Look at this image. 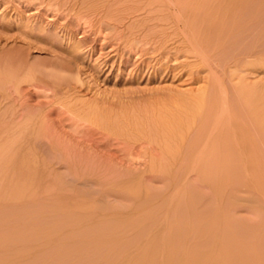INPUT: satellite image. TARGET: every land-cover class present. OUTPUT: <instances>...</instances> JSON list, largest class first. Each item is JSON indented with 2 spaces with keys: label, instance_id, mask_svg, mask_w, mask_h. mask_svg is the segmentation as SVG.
I'll return each instance as SVG.
<instances>
[{
  "label": "rangeland",
  "instance_id": "obj_1",
  "mask_svg": "<svg viewBox=\"0 0 264 264\" xmlns=\"http://www.w3.org/2000/svg\"><path fill=\"white\" fill-rule=\"evenodd\" d=\"M208 2L0 0V239L10 243L3 241L9 253H0L6 264H194L215 254L217 263L228 256L230 264H264V173L218 175L209 165L216 161L212 146L222 143L214 122L231 116L251 131L264 121V56L213 53L211 34L205 53L219 64L210 68L214 58L212 65L204 62V51L194 49L198 36L192 38L194 31L205 33L196 24ZM214 72L229 96L222 120L209 116L212 97L221 98ZM202 137L214 150L204 148L206 156L195 162L201 167L192 170L191 153ZM144 168L154 170L138 175ZM117 221L128 228L117 230ZM94 232L100 235L90 239ZM87 233L94 234L85 239Z\"/></svg>",
  "mask_w": 264,
  "mask_h": 264
},
{
  "label": "bare ground",
  "instance_id": "obj_2",
  "mask_svg": "<svg viewBox=\"0 0 264 264\" xmlns=\"http://www.w3.org/2000/svg\"><path fill=\"white\" fill-rule=\"evenodd\" d=\"M201 1V0H200ZM208 1V0H207ZM197 2V1H196ZM200 3V2H199ZM197 4H198V2H197ZM203 5V4H202ZM205 6V13H204V15L202 16V21L203 22H199L198 24L199 25H197L196 24V26H199V27H201L202 25V23L205 25L204 26V34H202L203 33V31H202V29H199V27H198V29L199 30H201V31H197V33H201L202 34V36H200V34H195L196 33V31H194L193 32V34L194 35H196V36H194V35H192V38L194 37L195 39L197 38V36H198V40L196 39L195 41H197V45L195 44V50L196 51H204V53L207 51V50H209V48L207 47V45L209 46V47H211L210 45H213L212 46V48H211V50H213V53L214 52H218L219 50H231V51H236V54L237 55H243L244 57L246 56V57H253L255 60H258L259 61V59H261L263 56H264V22H263V19H264V0H209V2L207 3V5H204ZM203 6V7H204ZM197 7V6H196ZM198 10V9H197ZM204 10V9H203ZM191 14V13H190ZM197 14V13H196ZM196 16V15H195ZM198 17V16H197ZM200 20V19H199ZM195 23L193 22V25H194ZM186 25V24H185ZM192 27V26H191ZM203 27V26H202ZM201 27V28H202ZM205 27H206V30H205ZM193 29V28H192ZM194 29H196L197 30V28L195 27ZM190 30V29H189ZM212 34V38L213 39H215V43L213 42L212 44L210 43V41H209V43H210V45H209V43L207 42V40H208V35H209V38H210V35ZM205 35H207V36H205ZM200 36V37H199ZM201 37H204V39H201ZM250 38V40L248 41V40H246L247 42L245 43V42H243V41H245V39H249ZM200 40H201V42H200ZM203 40V41H202ZM204 40L207 42V43H205L204 42ZM199 41V42H198ZM239 41L241 42L242 41V43L244 44V45H242L243 47H240L241 46V44H239ZM204 42V43H203ZM203 44V45H202ZM194 45V44H193ZM201 45H202V47H201ZM205 46V47H204ZM205 49H204V48ZM206 48H208L207 50H206ZM219 49V50H218ZM194 51V50H193ZM210 51V50H209ZM220 51V52H221ZM226 51V52H227ZM212 52V51H211ZM226 52H224V53H226ZM209 53V52H208ZM207 53V54H208ZM219 53V52H218ZM221 53H223V52H221ZM206 54V53H205ZM204 55V56H202L203 57V60H205L204 62H210V64L209 65H212V61L214 62L213 63V65L210 67V68H212V67H214V68H216V66H218V59H217V57L216 58H214V57H212L213 55H215V54H212V56H209V55H211L210 53H209V55ZM235 54V55H236ZM208 56H209V58H208ZM217 56H218V54H217ZM219 56H220V54H219ZM210 57H212V58H214V59H212V58H210ZM224 57V56H223ZM212 59V61H210V60ZM217 59V60H216ZM235 59V58H234ZM209 60V61H208ZM224 60V59H223ZM263 60V59H262ZM221 61H222V59H221ZM220 62V61H219ZM215 65V66H214ZM221 67V66H220ZM210 71V70H209ZM216 72H214V74H215ZM217 74H215V76H216ZM213 76V75H212ZM214 76V77H215ZM216 78H218L219 79V77H217L216 76ZM216 81V80H215ZM217 82V86L219 87V85L221 84V81H220V79L219 80H217L216 81ZM222 85V84H221ZM223 86V85H222ZM221 86V88L219 87V98H220V100L219 99H217V97L215 96V99L212 97V100H213V103H212V106L211 105H209L208 103H209V101H208V103H207V105H209L208 107H210V112H209V110H207V109H205V110H207V112H209V116H217L218 117V119H217V117H216V119L217 120H219V118L222 120V117H225L226 116V112H228V110H229V104H228V97L226 98V96H225V94H226V92H224V90H225V88H224V90H222V87ZM217 87V88H218ZM216 89V88H215ZM228 89V88H227ZM218 91V90H217ZM229 91V90H228ZM216 93V92H215ZM212 94V93H211ZM213 95V94H212ZM217 96H218V94H217ZM237 96V95H236ZM247 96V95H246ZM249 96V95H248ZM210 98V97H209ZM231 98V97H230ZM229 98V99H230ZM250 98V97H249ZM211 99V98H210ZM227 99V100H226ZM234 99V98H233ZM212 100H211V102H212ZM246 100V99H245ZM259 100V99H258ZM251 101V100H250ZM201 102V101H200ZM236 103V102H235ZM242 103V102H241ZM259 103V102H258ZM258 103H257V105H258ZM234 104V103H233ZM248 104V103H247ZM235 106V105H234ZM232 107V106H231ZM260 107V106H259ZM205 108V107H204ZM260 110V109H259ZM231 111V110H230ZM241 111V110H240ZM257 111V110H256ZM201 112V111H200ZM199 112V113H200ZM205 112V111H204ZM258 112V111H257ZM256 112V113H257ZM261 112V111H260ZM259 112V113H260ZM230 113V112H229ZM231 113H233V111L231 112ZM242 113V112H241ZM253 113V112H252ZM207 114V113H206ZM243 114V113H242ZM248 114H250L249 112H248ZM208 115V114H207ZM206 115V116H207ZM229 115V114H228ZM232 115V114H231ZM238 115V114H237ZM247 115V114H246ZM256 115V114H255ZM235 116V115H234ZM234 116H232V118L234 117ZM251 116V115H250ZM253 116V115H252ZM251 116V117H252ZM258 117H259V115H257ZM231 117V116H230ZM230 117H228L229 119H227V117H225V118H223V121L225 120H227V122L229 121V125L228 126H223V125H221L222 123H226L225 121L223 122L222 121V123H221V121L219 120V121H217V122H214V123H217L216 125V127H217V129L219 130H221L220 131V133L222 132V134L224 135V138L222 137L223 135L222 134H220L219 136H221L220 137V139H219V141L218 140H216V141H218L219 143H221L220 145H219V147H217L218 146V144L217 145H215V146H212L214 149H215V151L214 152H216V153H212V157H213V159H216V161L214 160V161H212L213 159H211L210 161H212L211 163H213V164H209L210 165V168L211 167H214L215 165L216 166H218V167H214V168H216V170H217V168H218V173H220V174H218V175H222L223 173H236V172H243L244 174H250V175H257V174H263L264 173V124L262 125L261 123H264V121L263 122H260L259 121V125H258V123L255 125L254 124V126H252V130L251 131H248L247 129V131L246 130H243L241 127H243V126H241V127H239V128H241V130L238 128V126H239V123H240V121L238 122L237 120H235V121H237V123H238V125H235V124H233L234 122H231V118ZM243 117V116H242ZM262 116L260 115V118H261ZM264 117V116H263ZM262 117V118H263ZM210 118V117H209ZM208 118V119H209ZM240 118V117H239ZM257 118V117H256ZM115 119V118H114ZM207 119V120H208ZM236 119V118H235ZM242 119H244V118H242ZM249 119V118H248ZM264 119V118H263ZM251 120V119H250ZM252 120H253V118H252ZM251 120V121H252ZM259 120V119H258ZM261 120V119H260ZM115 121V120H114ZM197 121V120H196ZM205 121V120H204ZM212 121V120H211ZM219 122H220V125H221V128H220V126L218 127V125H219ZM242 122V121H241ZM213 123V122H212ZM211 123V124H212ZM243 123V122H242ZM241 124V123H240ZM246 124H247V122H246ZM118 125V124H117ZM205 124H203V125H201V127L202 126H204ZM214 125V126H213ZM261 125V126H260ZM198 126V125H197ZM212 127H211V129H212V131L214 130V128H215V124H212L211 125ZM222 126L223 127H225V128H222ZM237 126V127H236ZM248 126V125H247ZM188 127V126H187ZM205 127H207V126H205ZM208 127H209V129H210V126L208 125ZM118 128V127H117ZM204 128V127H203ZM230 129V130H227L226 131V129ZM245 128H247L246 126H245ZM205 129V128H204ZM208 129V128H207ZM208 129V130H209ZM224 129V131H222ZM248 129H250V127L248 128ZM188 130V129H187ZM198 130V129H197ZM200 131V130H199ZM204 131V130H203ZM203 131L201 132V133H203ZM211 131V130H210ZM187 132V131H186ZM197 132V131H196ZM207 132V131H206ZM209 132V131H208ZM214 132V131H213ZM216 132V131H215ZM214 132V133H215ZM227 134H226V133ZM219 133V132H218ZM191 134V133H190ZM213 134V133H212ZM123 135V134H122ZM206 135H207V137H208V134L206 133ZM206 137V136H205ZM210 137H213V136H210V134H209V138ZM181 138V137H180ZM122 139V138H121ZM182 139V138H181ZM187 139V138H186ZM204 139H206V138H204ZM214 139V138H213ZM207 140H208V138H207ZM201 141H202V143L205 141V140H203V137H202V139H201ZM210 141V140H209ZM216 141H214L215 143H217ZM158 142V141H157ZM153 143V142H152ZM151 143V144H152ZM209 143V142H208ZM212 143V142H211ZM126 144V143H125ZM193 144H194V137H193ZM197 144V143H196ZM164 145V144H163ZM177 145H178V143H177ZM191 145V144H190ZM207 145L209 146V144H207V141L206 142H204L203 144H201V146L200 147H198V144H197V148H195V150H194V154L193 153H191L192 155H193V159L190 157V159L191 160H193L192 162H191V166H189L188 167V164H187V167L188 168H193L194 169V167H198V166H200L199 164H196L195 162H196V160L201 156L202 158H203V155L204 154H206L205 153V151H208V153H209V151H210V153H211V149L212 148H207ZM211 145V144H210ZM131 147V146H130ZM156 147V146H155ZM157 147H160V146H157ZM178 147V146H177ZM211 147V146H210ZM204 148H207V149H205V151H204ZM216 148H218V150L216 149ZM165 149V148H164ZM170 149V148H169ZM214 149H212V150H214ZM153 150V149H152ZM191 150V149H190ZM160 151H161V149H160ZM163 151V150H162ZM167 151V150H166ZM165 151V152H166ZM132 152V151H131ZM149 152H151V151H149ZM169 152V151H168ZM175 152V151H174ZM173 152V153H174ZM179 152V151H178ZM213 152V151H212ZM139 154V153H138ZM152 154V153H151ZM154 154V153H153ZM152 154V155H153ZM162 154V153H161ZM170 154V153H169ZM168 154V155H169ZM167 155V156H168ZM184 155V154H183ZM131 156V155H130ZM145 156V155H144ZM166 156V155H165ZM174 156V155H173ZM204 156H206V155H204ZM210 156V157H211ZM139 157V156H138ZM149 157V156H148ZM153 157V156H152ZM161 157V156H160ZM176 157V156H175ZM185 157V156H184ZM15 158V157H14ZM136 158V157H135ZM165 158V157H164ZM201 158V159H202ZM123 159V158H122ZM140 159V158H139ZM138 159V160H139ZM150 160H151V158H149ZM161 159V158H160ZM169 159V158H168ZM26 160V159H25ZM137 160V159H136ZM147 160V159H146ZM145 160V161H146ZM164 160V159H163ZM171 160V159H170ZM199 160V159H198ZM23 161V160H22ZM116 161V160H115ZM144 161V160H143ZM153 161H154V159H153ZM205 161V160H204ZM208 161V160H207ZM210 161H209V163H210ZM7 162V161H6ZM120 162V161H119ZM128 162V161H127ZM146 162H148V160L146 161ZM149 162H151V161H149ZM158 162H159V160H158ZM172 162V161H171ZM180 162V161H179ZM197 162H199V161H197ZM203 161H201V163H202ZM216 162H217V164H216ZM11 163V162H10ZM126 163V162H125ZM145 162H143L141 165H143ZM176 163V162H175ZM185 163V162H184ZM188 163V162H187ZM189 163H190V161H189ZM204 163V162H203ZM17 164V163H16ZM23 164V163H22ZM146 164V163H145ZM159 164V163H158ZM167 164V163H166ZM172 164V163H171ZM170 164V165H171ZM195 164H196V166H195ZM205 164V163H204ZM207 164H208V162H207ZM34 165V164H33ZM111 165V164H110ZM162 165V164H161ZM181 165V164H180ZM190 165V164H189ZM25 166V165H24ZM23 166V167H24ZM108 166V165H107ZM138 166V165H137ZM137 166H135V167H137ZM146 167H148V163H147V165H145ZM144 166V167H145ZM151 166H152V164H151ZM166 166V165H165ZM185 166V165H184ZM11 167V166H10ZM27 167V166H26ZM201 167V166H200ZM204 167H206L205 165H204ZM209 167V166H208ZM14 168V167H13ZM21 169H22V167H20ZM187 168V169H188ZM73 169H75V168H73ZM106 169H107V167H106ZM110 169H111V167H110ZM192 169V170H193ZM31 170V169H30ZM50 170V169H49ZM105 170V169H104ZM154 170V169H153ZM153 170H151L152 172H153ZM155 170H158V168L157 169H155ZM164 170V169H163ZM174 170V169H173ZM198 170V169H197ZM206 170V169H205ZM11 171V170H10ZM13 171V170H12ZM15 171H16V169H15ZM27 171H28V169H27ZM112 171V170H111ZM150 171V169L149 168H144V169H141V170H139V171H137V173H139L138 175H146L145 173L147 172V173H152ZM159 171V170H158ZM215 171V170H214ZM22 172V171H21ZM48 172V171H47ZM52 171H50V173H51ZM76 172V171H75ZM94 172V171H93ZM104 172H107V171H104ZM113 172V171H112ZM115 172V171H114ZM128 172V171H127ZM164 172V171H163ZM168 172H169V169H168ZM172 172V171H171ZM201 172V171H200ZM207 172V171H206ZM212 172H213V170H212ZM217 172V171H216ZM49 173V172H48ZM110 172H108V174H109ZM196 173V172H195ZM225 173V174H226ZM9 174H11V173H9ZM18 174V173H17ZM27 174H29V173H27ZM73 174V173H72ZM101 174V173H100ZM106 174V173H105ZM111 175H113L112 173H110ZM124 174V173H123ZM125 174H126V172H125ZM130 174V173H129ZM161 174V173H160ZM201 174H202V172H201ZM200 174V175H201ZM209 174V173H208ZM216 174V173H215ZM5 175V174H4ZM107 175V174H106ZM138 175H136V176H138ZM169 175V174H168ZM249 175V176H250ZM255 175V176H256ZM88 176V175H87ZM95 176V175H94ZM110 176V175H109ZM183 176V175H182ZM202 176V175H201ZM231 176V175H230ZM241 176H243V175H241ZM264 176V175H263ZM11 177H12V174H11ZM13 177H14V175H13ZM80 177H81V175H80ZM84 177H85V175H84ZM111 177V176H110ZM139 177V176H138ZM143 177V176H142ZM151 177H153L152 175H151ZM204 177H206V176H204ZM220 177V176H219ZM246 177V176H245ZM260 177V176H259ZM20 178V177H19ZM141 178V177H140ZM209 178V177H208ZM6 179V178H5ZM11 179V178H10ZM9 179V180H10ZM95 179V178H94ZM106 179V178H105ZM147 179V178H146ZM159 179V178H158ZM157 179V180H158ZM264 179V178H263ZM137 180V179H136ZM135 180V181H136ZM140 180V179H139ZM142 180V179H141ZM140 180V181H141ZM144 180V179H143ZM150 180V179H149ZM152 180V179H151ZM232 180V179H231ZM6 181V180H5ZM11 181V180H10ZM18 181V180H17ZM138 181V180H137ZM154 181V180H153ZM175 181V180H174ZM189 181V180H188ZM227 181V180H226ZM235 181V180H234ZM257 181V180H256ZM115 182V181H114ZM163 182V181H162ZM168 182H169V180H168ZM260 182H262L261 180H260ZM31 183V182H30ZM140 183V182H139ZM165 183V182H164ZM170 183V182H169ZM168 183V184H169ZM186 183V182H185ZM244 183V182H243ZM8 184V183H7ZM54 184V183H53ZM109 184V183H108ZM128 184V183H127ZM131 184V183H130ZM143 184V183H142ZM141 184V185H142ZM154 184V183H153ZM161 184V183H160ZM177 184H179L178 182H177ZM189 183H187V185H188ZM212 184V183H211ZM220 184V183H219ZM251 184V183H250ZM9 185V184H8ZM7 185V186H8ZM114 185H116V184H114ZM144 185V184H143ZM149 184H147L146 186H148ZM166 185V184H165ZM232 185V184H231ZM4 186V185H3ZM26 186V185H25ZM32 186V185H31ZM54 186V185H53ZM128 186H130V185H128ZM248 186V185H247ZM2 187V186H1ZM14 187V186H13ZM29 187V186H28ZM105 187V186H104ZM131 187V186H130ZM135 187V186H134ZM168 187H170V186H168ZM188 187V186H187ZM234 187V186H233ZM6 188V187H5ZM12 188V187H11ZM72 188V187H71ZM149 188V187H148ZM155 188V187H154ZM157 188V187H156ZM158 188H159V186H158ZM174 188V187H173ZM231 188V187H230ZM13 189V188H12ZM103 189V188H102ZM107 189H108V187H107ZM183 189V188H182ZM14 190V189H13ZM12 190V191H13ZM24 190V189H23ZM65 190H66V188H65ZM99 190V189H98ZM115 190V189H114ZM172 190V189H171ZM201 190V189H200ZM2 191V190H1ZM54 191V190H53ZM67 191H70V190H67ZM101 191H103V190H101ZM111 191V190H110ZM158 191V190H157ZM162 191V190H161ZM184 191V190H183ZM229 191V190H228ZM237 191V190H236ZM249 191V190H248ZM57 192V191H56ZM56 192H53V193H56ZM114 192H116V191H114ZM148 192V191H147ZM188 192V191H187ZM250 192V191H249ZM113 193V192H112ZM136 193V192H135ZM156 193V192H155ZM191 193V192H190ZM121 194H123V192H121ZM151 194V193H150ZM185 194V193H184ZM209 194H211V193H209ZM66 195V194H65ZM74 195V194H73ZM99 195V194H98ZM128 195H130L129 193H128ZM138 195V194H137ZM226 195V194H225ZM264 195V194H263ZM48 196V195H47ZM67 196V195H66ZM108 196V195H107ZM116 196V195H115ZM152 196V195H151ZM251 196V195H250ZM49 197V196H48ZM62 197V196H61ZM64 197V196H63ZM96 197V196H95ZM94 197V198H95ZM107 198V197H106ZM120 198V197H119ZM130 198V197H129ZM249 198V197H248ZM253 198V197H252ZM255 198V197H254ZM109 199V198H108ZM127 199V198H126ZM152 199V198H151ZM95 200V199H94ZM98 200V199H97ZM112 200V199H111ZM124 200V199H123ZM144 200V199H143ZM158 200V199H157ZM190 200V199H189ZM227 200V199H226ZM234 200V199H233ZM64 201V200H63ZM87 201H88V199H87ZM90 201V200H89ZM119 201H122V200H119ZM133 200H131L130 202H132ZM136 201V200H135ZM140 201V200H139ZM138 201V202H139ZM156 201V200H155ZM182 201V200H181ZM214 201V200H213ZM256 201V200H255ZM96 202V201H95ZM107 202V201H106ZM105 202V203H106ZM145 202V201H144ZM160 202H162V201H160ZM178 202V201H177ZM180 202V201H179ZM119 203V202H118ZM122 203H123V201H122ZM181 203V202H180ZM184 203V202H183ZM192 203V202H191ZM214 203V202H213ZM97 204V203H96ZM114 204H117L116 202L114 203ZM156 204V203H155ZM164 204H166V203H164ZM178 204V203H177ZM188 204V203H187ZM80 205V204H79ZM85 205V204H84ZM111 205V204H110ZM120 205V204H119ZM137 205V204H136ZM152 205V204H151ZM186 205V204H185ZM216 205V204H215ZM258 205V204H257ZM260 205V204H259ZM263 205V204H262ZM99 206V205H98ZM97 206V207H98ZM104 206V205H103ZM121 206H123V205H121ZM141 206V205H140ZM156 206V205H155ZM165 206V205H164ZM182 206V205H181ZM120 207V206H119ZM133 207V206H132ZM175 207V206H174ZM177 207V206H176ZM183 207V206H182ZM190 207V206H189ZM193 207V206H192ZM195 207V206H194ZM214 207V206H213ZM62 208V207H61ZM77 208V207H76ZM135 208V207H134ZM185 208V207H184ZM231 208V207H230ZM239 208V207H238ZM262 208V207H261ZM64 209V208H63ZM82 209V208H81ZM101 209H102V207H101ZM123 209V208H122ZM133 209V208H132ZM180 209V208H179ZM182 209V208H181ZM180 209V210H181ZM73 210V209H72ZM93 210V209H92ZM149 210V209H148ZM159 210H161V209H159ZM214 210V209H213ZM228 210V209H227ZM230 210V209H229ZM249 210V209H248ZM254 210V209H253ZM116 211V210H115ZM114 211V212H115ZM152 211V210H151ZM154 211H155V209H154ZM190 211V210H189ZM196 211V210H195ZM237 211V210H236ZM258 211H259V209H258ZM80 212V211H79ZM109 212V211H108ZM128 212V211H127ZM132 212V211H131ZM179 212V211H178ZM194 212V211H193ZM227 212H229V211H227ZM150 213V212H149ZM153 213V212H152ZM157 213V212H156ZM182 213V212H181ZM213 213V212H212ZM254 213V212H253ZM60 214V213H59ZM78 214V213H77ZM94 214V213H93ZM155 214V213H154ZM187 214V213H186ZM214 214V213H213ZM225 214V213H224ZM80 215V214H79ZM84 215V214H83ZM89 215V214H88ZM196 215H197V213H196ZM212 215V214H211ZM231 215V214H230ZM234 215V214H233ZM81 216V215H80ZM92 216H94V215H92ZM190 216H191V214H190ZM223 216V215H222ZM69 217V216H68ZM84 217V216H83ZM83 217H80V218H83ZM98 217V216H97ZM162 217H163V215H162ZM172 217V216H171ZM171 217H169V218H171ZM231 217V216H230ZM72 218V217H71ZM77 218H79V216L77 217ZM95 218V217H94ZM164 218V217H163ZM193 218V217H192ZM62 219V218H61ZM74 219V218H73ZM76 219V218H75ZM86 219V218H85ZM117 219V218H116ZM147 219H149V218H147ZM258 219V218H257ZM63 220V219H62ZM65 220V219H64ZM115 220V219H114ZM113 220V221H114ZM172 220V219H171ZM177 220V219H176ZM185 220V219H184ZM186 220H187V218H186ZM203 220V219H202ZM218 220V219H217ZM227 220H228V218H227ZM69 221V220H68ZM72 221V220H71ZM78 221V220H77ZM106 221V220H105ZM120 221V220H119ZM124 221V220H123ZM181 221V220H180ZM260 221H261V218H260ZM70 222V221H69ZM79 222V221H78ZM89 222V221H88ZM107 222V221H106ZM111 222H112V220H111ZM118 222V221H117ZM125 222V221H124ZM137 222V221H136ZM135 222V223H136ZM170 222V221H169ZM175 222V221H174ZM207 222V221H206ZM210 222V221H209ZM109 223V222H108ZM119 223L120 222H118L117 224H116V226H117V230H119V229H122L123 228V226L126 228V226L128 225L127 223H124V224H122V225H119ZM134 223V222H133ZM139 223V222H138ZM138 223H136V226H137V224ZM155 223V222H154ZM153 223V224H154ZM178 223V222H177ZM180 223V222H179ZM237 223V222H236ZM261 223V222H260ZM63 224V223H62ZM66 224V223H65ZM110 224V223H109ZM121 224V223H120ZM149 224V223H148ZM147 224V225H148ZM152 224V225H153ZM206 224H208V222L206 223ZM242 224V223H241ZM68 225V224H67ZM97 225V224H96ZM150 225V224H149ZM160 225V224H159ZM205 225V224H204ZM246 225V224H245ZM74 225H72V227H73ZM103 226V225H102ZM115 226V225H114ZM114 226L112 227V228H114ZM118 226H119V229H118ZM122 226V227H121ZM151 226V225H150ZM235 226V225H234ZM247 226V225H246ZM64 227V226H63ZM79 227V226H78ZM87 227V226H86ZM96 227V226H95ZM109 227V226H108ZM121 227V228H120ZM131 227V226H130ZM129 227V228H130ZM169 227V226H168ZM201 227V226H200ZM207 227V226H206ZM209 227V226H208ZM216 227V226H215ZM240 227V226H239ZM241 227H244V226H241ZM260 227V226H259ZM262 227V226H261ZM65 228V227H64ZM84 228V227H83ZM92 228V227H91ZM127 228H128V226H127ZM151 228V227H150ZM170 228V227H169ZM191 228V227H190ZM197 228V227H196ZM202 228V227H201ZM67 229H69V228H67ZM85 229V228H84ZM133 229V228H132ZM135 229V228H134ZM206 229V228H205ZM215 229V228H214ZM231 229V228H230ZM65 230V229H64ZM81 230V229H80ZM109 230V229H108ZM116 230V231H117ZM126 230V229H125ZM208 230V229H207ZM211 230V229H210ZM216 230V229H215ZM254 230V229H253ZM112 231V230H111ZM115 231V230H114ZM114 231H112V232H114ZM122 231V230H121ZM130 231V230H129ZM141 231V230H140ZM189 231V230H188ZM231 231V230H230ZM243 231V230H242ZM63 232V231H62ZM70 232V231H69ZM82 232V231H81ZM86 232H88V230L86 231ZM108 232V231H107ZM123 232H124V230H123ZM177 232V231H176ZM176 232H174V233H176ZM195 232V231H194ZM227 232V231H226ZM260 232V231H259ZM66 233V232H65ZM73 233V232H72ZM71 233V234H72ZM77 233V232H76ZM90 233V232H89ZM89 233H87V235L85 234V235H83L84 236V238H85V236H91V234H94V233H91V234H89ZM101 233V232H100ZM108 233H110V232H108ZM115 233V232H114ZM113 233V234H114ZM130 233V232H129ZM128 233V234H129ZM133 233V232H132ZM132 233H130V234H132ZM138 233V232H137ZM168 233H170V232H168ZM167 233V234H168ZM230 233V232H229ZM251 233V232H250ZM258 233V232H257ZM70 234V235H71ZM79 234V233H78ZM106 234V233H105ZM116 234H117V232H116ZM116 234H115V236H116ZM126 234V233H125ZM134 234V233H133ZM142 234V233H141ZM173 234V233H172ZM177 234V233H176ZM193 234V233H192ZM191 234V235H192ZM217 234V233H216ZM241 234H242V232H241ZM96 235V236H95ZM95 235L93 236L92 235V238L90 237V239H97L96 237L97 236H99L100 234H99V232H98V234H97V232L95 233ZM109 235V234H108ZM174 235V234H173ZM178 235V234H177ZM181 235V234H180ZM190 235V234H189ZM194 235V234H193ZM255 235V234H254ZM261 235V234H260ZM133 236V235H132ZM135 236V235H134ZM161 236V235H160ZM80 237V236H79ZM94 237V238H93ZM109 237V236H108ZM126 238H128L127 236H125ZM124 237V238H125ZM130 237V236H129ZM136 237V236H135ZM158 237V236H157ZM216 237V236H215ZM228 237V236H227ZM235 237V236H234ZM83 238V239H84ZM88 238V237H87ZM87 238H85V239H87ZM106 238V237H105ZM105 238H103V239H105ZM141 238V237H140ZM144 237H142V239H143ZM150 238V237H149ZM165 238V237H164ZM164 238H163V240H164ZM175 238H177V237H175ZM195 238V237H194ZM225 238V237H224ZM236 238V237H235ZM6 238H3V239H0V242L2 243H0V245H2V246H0L1 248H0V250H4L3 252L1 251V253L3 254L7 249H6V247H5V245H3V241H4V244H5V242H6V244H7V239L5 240ZM84 239V240H85ZM111 239H112V237H111ZM207 239V238H206ZM209 239V238H208ZM217 239V238H216ZM230 239V238H229ZM257 239V238H256ZM9 240V239H8ZM115 240V239H114ZM119 240V239H118ZM122 241H124V240H127V239H121ZM129 240V239H128ZM137 240V239H136ZM141 240V239H140ZM139 240V241H140ZM254 240V239H253ZM10 241H11V239H10ZM10 241H8V242H10ZM109 241V240H108ZM135 241V240H134ZM167 241V240H166ZM224 241V240H223ZM230 241V240H229ZM12 242V241H11ZM85 242H86V240H85ZM88 242V241H87ZM86 242V243H87ZM113 243H114V241H112ZM117 242V241H116ZM130 242V241H129ZM141 242V241H140ZM160 242V241H159ZM158 242V243H159ZM165 242V241H164ZM176 242V241H175ZM199 242V241H198ZM204 242V241H203ZM206 242V241H205ZM228 242V241H227ZM237 242V241H236ZM13 243H15V246H17L16 245V243L17 242H15V239L13 240ZM84 243V242H83ZM95 243H98V241L97 242H95ZM142 243V242H141ZM161 243V242H160ZM197 243V242H196ZM235 243V242H234ZM239 243V242H238ZM10 244V243H9ZM9 244H7V245H9ZM99 244V243H98ZM118 244V243H117ZM121 245H122V243H120ZM125 244V243H124ZM136 244V243H135ZM147 244V243H146ZM173 244H175V243H173ZM263 244V243H262ZM102 245V244H101ZM132 245V244H131ZM155 245V244H154ZM176 245H178V244H176ZM195 245V244H194ZM198 245V244H197ZM221 245V244H220ZM220 245H218L219 247H220ZM233 245V244H232ZM239 245V244H238ZM237 245V246H238ZM245 245V244H244ZM255 245V244H254ZM261 245V244H260ZM5 247V249H4V247ZM14 246V247H15ZM92 247H93V245H91ZM90 246V247H91ZM98 246V245H97ZM114 246H116V245H113V246H109V247H114ZM128 246V245H127ZM171 246V245H170ZM175 246V245H174ZM180 246V245H179ZM182 246V245H181ZM228 246V245H227ZM236 246V247H237ZM242 246V245H241ZM252 246V245H251ZM13 247V252H14V248ZM26 247V246H25ZM89 247V248H90ZM102 247V246H101ZM108 247V248H109ZM118 247V246H117ZM131 247V246H130ZM158 247H160V246H158ZM195 247V246H194ZM193 247V248H194ZM211 247V246H210ZM229 247V246H228ZM247 247V246H246ZM255 247V246H254ZM263 247V246H262ZM3 248V249H2ZM8 248V247H7ZM97 248V247H96ZM95 248V249H96ZM132 248V247H131ZM199 248V247H198ZM201 248H203V247H201ZM200 248V249H201ZM238 248V247H237ZM21 249V247H19V250ZM86 249V248H85ZM91 249H93V248H91ZM102 249V248H101ZM110 249V248H109ZM112 249V248H111ZM195 249V248H194ZM203 249H205V246H204V248ZM206 249H210V248H206ZM215 249V248H214ZM229 249V248H228ZM227 249V250H228ZM231 249V248H230ZM234 249V248H233ZM246 249V248H245ZM11 250V251H12ZM18 250V249H17ZM16 250V251H17ZM84 250V249H83ZM98 250H100V249H98ZM127 250V249H126ZM170 250V249H169ZM168 250V251H169ZM212 250V249H211ZM242 250V249H241ZM247 251H248V249H246ZM250 250V249H249ZM258 250H259V248H258ZM24 251H26V250H24ZM157 251V250H156ZM206 251V250H205ZM213 251V250H212ZM212 251H211V253H212ZM219 251V250H218ZM6 252H8L9 253V251H6ZM13 252H10L11 254L13 253ZM19 251H17V254L19 255V253H18ZM112 252V251H111ZM160 252H162V251H160ZM171 252V251H170ZM183 252V251H182ZM204 252V251H203ZM239 253L241 252V251H238ZM244 252V251H243ZM250 252V251H249ZM252 252V251H251ZM257 252V251H256ZM1 253H0V255H1ZM16 253V252H15ZM15 253H13V254H15ZM20 253H21V250H20ZM27 253H29V252H27ZM113 253V252H112ZM148 253V252H147ZM157 253H159V252H157ZM174 253V252H173ZM200 253V252H199ZM206 253H207V251H206ZM214 253V252H213ZM229 253V252H228ZM242 253V252H241ZM254 253V252H253ZM12 254V255H13ZM26 254V253H25ZM105 254V253H104ZM110 254V253H109ZM109 254H108V256H109ZM116 254V253H115ZM122 254V253H121ZM140 254V253H139ZM145 254V253H144ZM151 254V253H150ZM184 254V253H183ZM219 254V253H218ZM235 254V253H234ZM244 254H245V252H244ZM3 255H5V253L3 254ZM3 255H1L0 257L2 258V259H4L5 260V262L2 260H0L1 262H0V264H2V262H4L3 264H6L7 262H6V260L7 259H5L4 258V256ZM24 254L22 253V256H23ZM32 255V254H31ZM107 255V254H106ZM123 255V254H122ZM198 255V254H197ZM200 255V254H199ZM202 255V254H201ZM212 255V254H211ZM220 255V254H219ZM230 255V254H229ZM238 255V254H237ZM241 255V254H240ZM253 255V254H252ZM256 254L254 253V256H255ZM257 255H258V252H257ZM256 255V256H257ZM259 255H261V254H259ZM3 256V257H2ZM14 257H15V255H13ZM20 256V255H19ZM18 256V257H19ZM26 256V255H25ZM28 256V255H27ZM167 256V255H166ZM177 256V255H176ZM207 256V255H206ZM206 256H205V259H201V260H203V261H201L200 259L198 260V262L197 263H194V264H206V262H207V260L210 262V264H214V262H215V264H226V262L228 263L229 262V259L226 257V258H224L223 257V259L225 260V262H221L223 259L222 258H220L219 257V259H220V263H217V261H218V257H216L217 255L215 254V256H212L211 258H206ZM222 256V255H221ZM225 256V255H224ZM232 256V255H231ZM234 256V255H233ZM232 256V257H233ZM246 257L247 256V254H245V255H242V256H240L241 258H244V257ZM250 256H251V254H250ZM14 257H13V259H14ZM21 257V256H20ZM24 257V256H23ZM105 257V256H104ZM170 257H171V255H170ZM210 257V256H209ZM214 257H216L215 259H214ZM260 257V256H259ZM10 257H8V259H9ZM31 258V257H30ZM103 258V257H102ZM106 258V257H105ZM109 258V257H108ZM139 258V257H138ZM234 258V260H235V257H233ZM233 258L231 259V260H233ZM256 258V257H255ZM262 258V257H261ZM12 259V260H13ZM16 259V258H15ZM22 259H24V258H22ZM32 259V258H31ZM101 259V258H100ZM170 259V258H169ZM174 259H175V257H174ZM176 259H177V257H176ZM192 259V258H191ZM210 259L212 260V261H214V262H212L211 263V261H210ZM226 259H228V260H226ZM246 259V258H245ZM244 259V260H245ZM257 259V258H256ZM29 260V259H28ZM36 259H34L33 261L34 262H36L37 263V261H35ZM38 260V259H37ZM193 260H194V258H193ZM237 260V259H236ZM243 260V259H242ZM243 260V261H244ZM258 260V259H257ZM260 260V259H259ZM11 261V260H10ZM18 261V260H17ZM21 261V260H20ZM22 261H25V260H22ZM32 261V262H33ZM170 261V260H169ZM168 261V262H169ZM206 261V262H205ZM247 261V260H246ZM252 261V260H251ZM250 261V262H251ZM263 261H264V259H263ZM12 262V261H11ZM33 262V263H34ZM39 262V261H38ZM179 262V261H178ZM178 262L177 263H175V264H178ZM181 262V261H180ZM184 262V261H183ZM186 262V261H185ZM219 262V261H218ZM231 262V261H230ZM232 262H234V261H232ZM248 262V261H247ZM20 263V262H19ZM24 263V262H23ZM35 263V264H36ZM155 263V262H154ZM208 263V262H207ZM235 263V262H234ZM237 263L238 264H241L240 262H239V260L237 261ZM246 263V262H245ZM245 263H243V264H245ZM257 263H259V261L258 262H256V264ZM21 264V263H20ZM164 264V263H163ZM170 264H171V262H170ZM181 264V263H180ZM209 264V263H208ZM228 264H230V263H228ZM232 264V263H231ZM254 264H255V261H254ZM261 264V263H260Z\"/></svg>",
  "mask_w": 264,
  "mask_h": 264
}]
</instances>
